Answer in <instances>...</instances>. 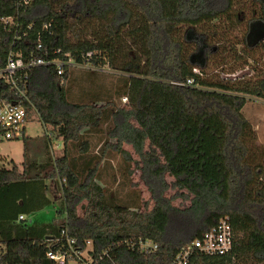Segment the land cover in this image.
Returning a JSON list of instances; mask_svg holds the SVG:
<instances>
[{"label":"trees","instance_id":"1","mask_svg":"<svg viewBox=\"0 0 264 264\" xmlns=\"http://www.w3.org/2000/svg\"><path fill=\"white\" fill-rule=\"evenodd\" d=\"M249 3L0 0V18L12 19L0 24V70L12 50L24 61L30 54L65 61L68 53L76 64L126 74L118 75L124 79L121 92L105 93L95 84L76 103L65 90L67 66L61 76L53 66L28 70L27 123L35 111L62 141V155L19 165L0 157V164L9 165L0 168V264H57L45 254L59 245L63 230L81 250L90 242L94 259L108 252L99 264H170L225 217L233 229L232 251L193 255L189 264H264V152L258 148L263 155L255 161L247 143L255 132L241 112L248 97L264 100V63L256 67L264 48V0ZM238 13L250 15L238 44L256 64V78L223 77L245 70L242 63L205 78L208 49L217 52L216 37L229 29L214 23L226 18L232 25L230 16ZM234 56L242 58L235 50ZM187 80L193 87L175 85ZM13 96L0 79V103ZM131 162L153 201L145 213L131 209L139 208L138 200L109 193L117 179L129 178ZM50 181L59 182L61 192L54 218L18 222L48 205ZM168 189L177 194L168 197ZM177 199L189 205L176 207ZM139 240L157 251L144 255L123 245Z\"/></svg>","mask_w":264,"mask_h":264},{"label":"rangeland","instance_id":"2","mask_svg":"<svg viewBox=\"0 0 264 264\" xmlns=\"http://www.w3.org/2000/svg\"><path fill=\"white\" fill-rule=\"evenodd\" d=\"M250 0H239L240 4L249 3ZM250 4V3H249ZM238 17H234L233 15L230 18L233 20V24L227 21V19H222L215 24L221 27L222 25L225 27L224 30L228 27L229 29L226 31H222L219 33L220 37H216L215 46L218 47L217 52L212 51V48L208 50L211 51L210 58L208 61V67L203 73L204 77L206 78H215L217 72L220 71L219 69L228 70V68H234L237 64L242 63L241 65L244 67L245 70H248L251 75H247L248 77H252L251 79H255L257 73L253 70V61L248 59L244 51L242 50L241 44H238L240 40L243 39L244 33L247 31L246 28V21L249 19L248 14H237ZM86 25V22L83 21V26ZM82 30L80 26H77V29ZM77 30L75 29V32ZM93 31V27L89 26L86 28V32L91 34ZM234 50L237 53H240L242 58L239 60L237 57L234 56ZM256 54H260V51L257 50ZM261 63H258V68H260L262 62L264 63V48L261 52ZM256 65V64H255ZM254 65V66H255ZM107 69V68H106ZM111 69L107 70H95L90 69L89 66L85 68H78V67H68V77L67 83L65 86L67 94V98L72 101L78 103L79 99L81 98L82 94L86 89L90 86H94L95 84L100 85L102 88L99 91L103 92H110L116 91L121 92V88L124 84V79L120 78L126 74L123 73H116L114 71H110ZM252 70V71H251ZM254 71V72H253ZM125 87V86H124ZM71 92V93H70ZM102 92V93H103ZM123 105L124 101L121 102ZM95 106L102 105L101 103L94 104ZM241 112L243 113L244 117L248 120L251 130L254 131V136L250 135L248 139V147L251 150L252 154H254L255 161L258 159V155H263V153L259 150L260 148L264 152V100L261 98H251L248 97V101L245 106L242 108ZM30 120L25 126V136L24 139L14 140V141H7L0 143V157L5 158L7 161H13L15 164L19 165L24 160H27L28 163L37 162V163H45L51 157H59L61 156L62 150V141L60 138L56 136L55 132H52L51 127L44 126L37 116L35 111L30 113ZM24 144H26V152L24 153ZM123 149L128 151L130 155L133 157V160H137V156L132 152L131 148L127 145L123 146ZM24 154L26 157H24ZM114 166L116 164L114 163ZM9 168L7 163L0 164V168ZM129 170H131V174L128 179L119 178L116 180L115 185L110 187V195H114L116 199L120 198H128L131 201L138 200L139 208H131L136 212L145 213V211H149L150 208L153 206V201L151 199L149 191L146 189V186L141 182L140 179V172L135 167L134 162L130 163ZM167 182L170 184L172 182V178L167 177ZM100 187L104 188V185L96 181ZM58 184L57 182H51L49 192L50 196L54 198L57 196L55 201L60 203L61 200V192L54 187V184ZM177 190L175 189H168L166 191V195L168 197H172L176 195ZM173 205L179 208H183L189 205L187 201H180L179 199L173 201ZM79 214L83 215L84 211L80 208L78 209ZM53 207L46 206L39 212L33 213L32 215L28 216L29 222L35 220L40 223H48L54 218ZM82 257L85 259L83 262H79L77 260L72 259L67 264H90V257L87 253H84Z\"/></svg>","mask_w":264,"mask_h":264},{"label":"built area","instance_id":"3","mask_svg":"<svg viewBox=\"0 0 264 264\" xmlns=\"http://www.w3.org/2000/svg\"><path fill=\"white\" fill-rule=\"evenodd\" d=\"M12 19L10 18H0V24L10 25ZM41 45L38 46L37 50H41ZM59 53V51L57 52ZM47 55V51L44 53ZM90 56V54H87ZM66 60L62 61L57 58L55 59H45L39 58L30 54L28 59L25 61L22 59L20 52H13L10 50L5 67L0 70V79L10 88L13 93L14 99L11 101L1 102L0 103V143L7 141H14L24 138V129L27 125V110L23 102H28L26 95V90L24 85L27 79V72L33 68H47V66H53L56 68L57 76H61L64 72V68L67 67H78L85 68L89 65H79L71 60L68 53H66ZM99 71L98 68H91ZM177 87L187 86L193 87L194 81L187 80L185 83H176ZM126 102V98L123 99ZM27 219L24 216L18 217V222L24 221ZM233 229L230 226L228 218H221V220L214 225L210 230L206 231L201 238L195 239L191 243L185 245V247L179 251L176 256L173 258L170 264H189V261L193 255H205L211 257H221L227 255L232 251L233 248ZM58 244L52 249H48L46 252V258L50 261H53L57 264H66L72 259L79 262L85 261L82 257L84 253H87L90 257V264H99V261L104 258L108 260V252H104L99 255L97 258H92L90 251V242H86L85 250H81L77 247L76 241L74 238L68 236L67 231L63 230L61 232V239L58 240ZM125 247L131 249L137 248L138 251L144 255L153 254L157 251L158 246L152 242L146 241H137L133 243L127 241L123 243ZM115 246V245H113Z\"/></svg>","mask_w":264,"mask_h":264},{"label":"crops","instance_id":"4","mask_svg":"<svg viewBox=\"0 0 264 264\" xmlns=\"http://www.w3.org/2000/svg\"><path fill=\"white\" fill-rule=\"evenodd\" d=\"M57 183H59V182H57ZM48 185V184H47ZM49 186V188H50V184L48 185ZM54 187L56 188V189H58L59 188V184H54ZM59 190V189H58ZM50 191V190H49ZM48 191V192H49ZM60 192V191H59ZM61 195V194H60ZM46 197H47V199H49V203H48V205L47 206H52L53 207V211H55L54 213L56 214L57 212H58V210L62 207V202H61V200H60V203L58 202V201H55L56 200V198H57V196H55L56 198H55V200H54V198L53 197H51L50 196V192H49V195H46ZM44 209V208H43ZM41 211V210H40ZM39 212V211H38ZM36 213V212H35ZM55 216V215H54ZM40 223V222H39Z\"/></svg>","mask_w":264,"mask_h":264},{"label":"water","instance_id":"5","mask_svg":"<svg viewBox=\"0 0 264 264\" xmlns=\"http://www.w3.org/2000/svg\"><path fill=\"white\" fill-rule=\"evenodd\" d=\"M250 72L248 70H243L238 72L236 75H230V76H223L224 78L229 79L230 81H235L236 79H241L249 74Z\"/></svg>","mask_w":264,"mask_h":264}]
</instances>
